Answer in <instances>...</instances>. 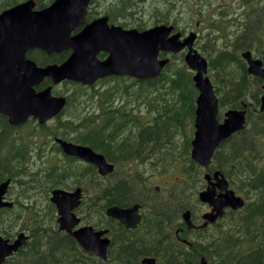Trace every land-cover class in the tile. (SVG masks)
Wrapping results in <instances>:
<instances>
[{"label": "trees", "instance_id": "16d2710c", "mask_svg": "<svg viewBox=\"0 0 264 264\" xmlns=\"http://www.w3.org/2000/svg\"><path fill=\"white\" fill-rule=\"evenodd\" d=\"M23 1L26 0H0V13ZM54 1L36 0V8L37 10L44 9ZM240 1L241 6L247 7L244 15L241 18H236L233 14H218L210 24L206 36L202 37L203 42H199L197 46L209 60V77L214 84L220 102L219 120L222 121L223 112L227 109L247 111L246 127L221 144L215 152L211 165L206 170L195 163L191 157L196 100L199 92L193 82V73L186 66L181 54L172 56L171 63L158 78L141 81L138 86H131L128 84L129 82L126 86L111 85L101 93L94 94L99 98L98 101L89 88L78 85L75 90L78 94L81 111L87 106L93 107L96 101L99 103L101 114L95 115L88 111L86 115H80L74 122L58 120L51 126H40L41 130L48 128L46 134L53 137H62L66 132L69 134L78 129L80 143L90 145L104 154L108 153L112 160L115 158L116 161L122 159L125 162L135 160L143 162L147 157L156 154L166 158L165 161H170L169 164L173 168L179 169L181 173V176L175 178L174 183L167 191V198L155 193L150 179L145 178L140 171L136 173L129 171L131 174L127 173V175L125 173L115 175L110 181V178H102L95 167L92 166L88 169L77 166L70 160L63 165L58 163L56 165L55 162L44 168L31 171V167H28L26 161L22 159L26 149L24 148L25 143L20 141L18 143L17 140L12 149H3V146L9 145L10 132L4 133L0 127V183L11 180L12 186L9 194H17L14 208L0 209V234L11 241L21 232H26L28 235L26 245L11 256L5 264H142L144 256L156 257L158 264H200L202 258H205L207 264H264V113L259 109L264 90L263 81L249 75L247 64L241 57V52L251 50L264 63V13L260 14L262 8L259 6V0ZM187 2L188 0H158L156 2L93 0L90 18L104 14L109 16L112 23L120 24L127 29L136 28L139 31H144L157 24H172L177 29L185 31L187 28H181V23L183 22L182 17L188 15L187 10L190 4ZM193 2L197 12L190 14V19L186 21L188 25L186 27L194 22L196 16L201 17L199 0H193ZM68 55L69 52H64L48 56L40 50H34L28 56L39 66H45L61 64ZM70 95L69 101L73 94ZM121 99L123 100L121 104L115 103ZM123 103H125V107H123ZM140 105H142V113L139 112ZM110 153L112 154L110 155ZM138 153L143 155L139 156ZM134 155L136 156L134 157ZM47 159L43 161V165ZM8 162L14 163V165L17 163L15 166H19V168L12 164L9 165ZM22 167L23 169H21ZM13 169L15 172L10 171ZM213 171L223 173L231 187L245 200L247 199L246 204L241 210L227 212L216 225L198 233L197 236H183L189 242L191 241V247H188L180 243L174 235V229L179 225H184L182 218L176 217H181L190 208L192 209L190 210L192 219L198 217L197 212L201 209L198 196L205 188L203 176L205 172L212 174ZM91 177L93 183L89 180ZM131 179L135 182H132ZM70 180H74L75 183L79 182L77 185L83 186L89 191L94 190L95 198L90 202L86 201L85 204L86 208L90 207L95 215L96 227L104 225L106 220H104L106 217L104 214L107 207H127L140 203L146 209L144 222L139 229L140 233L146 228L148 229L141 235L138 229L130 232L118 224H113L107 261L84 252L72 237L59 230L56 223V208L49 199L53 189L71 186ZM124 181L127 182L124 183ZM133 183L138 185L133 186ZM16 184L20 186L19 191H14ZM113 185L114 187L111 188ZM137 186H140L139 190ZM36 194L41 195L39 199L45 201L42 206L35 198ZM182 196L184 197L182 198ZM138 197H141L142 200ZM144 198L145 202H143ZM181 200L184 202L181 203ZM92 202H94L93 208L91 207ZM176 204H179L178 207ZM164 210L166 213L163 212ZM170 211L176 214H178L176 211L181 212L177 216L175 213L171 215ZM155 215L157 216L155 217ZM151 218L154 219V222L149 220ZM171 218L175 220L172 221ZM161 219L165 222L163 223ZM158 233L166 235L164 237L162 235V239ZM133 234L134 237H132ZM147 235H150V238ZM227 235L229 240L225 237ZM252 235L253 237H251ZM135 236H139V238ZM165 236H168L167 241L164 240L167 238ZM232 237L236 241H233ZM154 240H156L155 244ZM115 241L117 242L115 243ZM123 243L126 244L123 245ZM149 243L151 246H155H152L154 249Z\"/></svg>", "mask_w": 264, "mask_h": 264}, {"label": "water", "instance_id": "95a60500", "mask_svg": "<svg viewBox=\"0 0 264 264\" xmlns=\"http://www.w3.org/2000/svg\"><path fill=\"white\" fill-rule=\"evenodd\" d=\"M91 1L56 0L50 7L37 11L35 0H28L0 14V114L9 117L14 126L26 123L30 117L45 124L66 104L65 98L52 95V87L36 91L35 88L45 79H51L54 84L69 80L84 85H92L98 79L113 74L152 79L159 76L170 61L159 59L161 52L178 54L188 49L185 61L195 72L193 81L199 91L191 156L199 165L208 167L218 147L245 128L247 112L231 109L225 113L223 122L219 121V100L207 76L208 61L194 47L197 35L190 33L181 40L182 33L171 36L175 28L165 24L142 32L125 30L121 26H109L108 17L99 18L86 25L80 33L72 35L86 22ZM34 49L48 55L66 50H71L72 54L61 65L39 67L27 57L28 52ZM101 52L109 53L107 60H98ZM242 56L247 61L249 74L264 80L263 62L254 58L251 51L244 52ZM260 110L264 112V95ZM57 141L66 154L94 164L101 175L114 171V166L91 148ZM205 179L208 186L199 198L212 207V211L203 216L205 220L214 223L224 216L226 208L237 210L244 206V199L230 189V183L222 173L215 172L213 178L207 174ZM9 185L10 181L0 185V208L13 206L5 200ZM81 199V188L74 192L60 189L52 192L51 201L58 210L60 229L67 231L85 251L107 260L110 240L104 236L108 231H96L92 226L75 230L81 219L74 211L81 205ZM107 215L127 228H136L141 221L139 205L111 207ZM183 218L193 227L190 211ZM26 241L25 234L19 235L14 242L0 235V264H5ZM142 264H156V261L145 258ZM201 264H207L205 259Z\"/></svg>", "mask_w": 264, "mask_h": 264}, {"label": "flooded vegetation", "instance_id": "af4514ba", "mask_svg": "<svg viewBox=\"0 0 264 264\" xmlns=\"http://www.w3.org/2000/svg\"><path fill=\"white\" fill-rule=\"evenodd\" d=\"M259 2H260L259 6H260V8H262V10L260 11V14H263L264 13V0H259ZM90 11H91V8L88 9V18H87L86 22L81 27L77 28L73 32V34H78L79 32H81L84 29V27L88 23H90L94 19H96V18H98V17L103 15V14H98L94 18H90ZM69 52L70 53H69L68 57L71 56V54H72L71 51H69ZM107 58H108V54L107 53H100L98 55V59L100 61H104ZM140 82L141 81L139 79H137V78H133V77L125 76V75H110V76H107V77H104V78H100L95 83H93L92 85H81V84H78V83L73 82V81L64 80L61 83H59L57 85H54V87H53V95L57 96V97H64L66 99V104L63 107V109L61 110V112L59 113V115H57V117H55V118L51 119L50 121H48L47 124H45V125L46 126H50L51 124L53 125L58 120L74 122V121H76L79 118L80 115H83V116L86 115V113L88 111H90L91 113L93 112L95 115H100L101 114V111H100V108H99V103L96 102V101H95V104H94L93 107L87 106L85 109L80 111L81 110V105L79 104V99L77 98L78 94H77V92L75 90V88L78 85H81V86H83L85 88H89L91 90L92 94L94 95V94L101 93L107 87H109L111 85L115 86V87L126 86L128 84H130L131 86H138L140 84ZM52 84L53 83H52V81L50 79H45L42 82V85H41L42 87L39 86L37 88V90L40 91V90H42V89H44V88H46L48 86H51ZM58 88H61V89H58ZM70 94H73L72 98H71L72 103H71V101H69V97H71ZM95 99L97 101L99 100V98L97 96H95ZM122 101H123L122 99L119 100V102L117 100L115 103H120L121 104ZM123 105H124L123 107H125V103H123ZM70 111H71V113H70ZM0 125H1L0 127H2L4 133L10 132V137H8L9 145L7 147L3 146V149H6V148L12 149L14 147L15 142L17 140H18V143H19V141L22 142V143H25L26 146L24 148H26V149H25V154L23 155V159L26 161L28 167L35 166L38 163H42L45 159L51 158V157H54L56 165H57V163L63 165L65 162H68L70 160L73 164L75 163L77 166L87 167L88 169H89V167H92V166L96 167L94 164L88 163L87 161H85L83 159H80L78 157L69 156V155L65 154L64 151L62 150L61 146L56 142L57 139L60 138V139H62L64 141H67V142L75 144V145H84V146L90 147L95 152H97L99 154H102L109 163H111V164H113L115 166V171L114 172H116V173L113 172V173H110V174H108L106 176V178H110V181H111V178L113 176H115V175L118 176V175H120L122 173H125V174L130 173L131 171L130 172L126 171L128 168H130V170H132V171H133V169H136V171L139 170L141 173H143L145 175V178L150 179L151 185H152V179L149 176L148 171H146V169H147L146 166L147 165H152L154 168L157 166L156 161H155V159L159 158V156L157 154L154 155V156L147 157L148 159L146 158L145 160H143V162L140 161V160L126 161L125 162L124 160L119 159V162H120L119 163L118 160L117 161L115 159L111 160L112 158H110L108 156L109 155L108 153L105 152V154H104V153H102V152H100L98 150H95L90 145L80 143L79 142L78 129H77V131L71 132L69 134H67V132H66L65 134L62 135V137L61 136H59V137H55L54 136L53 137V136H51L49 134H46V132H47L46 130L48 128H45V130H41L40 126H43V125H41V123H39V121L37 119H35V118H30L25 124L14 126V125H12L10 123L9 118L7 116H5V115H2V114H0ZM30 126L33 127L32 128L33 130L31 129L32 131L28 130V128ZM21 132H24L23 136L19 135V134H21ZM39 137L43 138V142H42V143H44V152L43 153L38 152L36 150V148H35V146L37 145L36 143H32V142H36L39 139ZM49 140L53 141V142L50 143V145H48V141ZM138 154H139V156L141 155L140 153H138ZM136 155H134V157ZM89 180H90L91 183H93L92 177ZM70 182L72 183L71 186L60 187V189L71 192V191H74L75 189H77V187H79V185H77L79 182L75 183L74 180H70ZM206 186H207V184L205 185V187ZM170 187L166 188L165 190H162L161 188L153 187V185H152V188L154 189L153 191L155 193H159L160 195L164 196L165 198L168 197L167 191L170 189ZM86 192L88 193V197L85 196ZM95 196H96V194H95L94 190L89 191L85 187H83V200H82L83 202L75 210V213L78 216H80V218L82 219V221H81L82 223H81V225L78 228H80L81 226H84V225L85 226L86 225H93L97 230L103 229L105 231H108L106 237L110 240V244H111V236H112L111 232H112V229H113V223H112L113 219H114L113 220L114 222H116V221L118 222V223H114V224H118L120 226H123V228H126V230L139 229L140 226H141V223L144 222V219H145L144 216H145L146 209L140 203H136V204L139 205V214L141 216V221L143 220L142 222H140V224L138 223L136 228H134V229L133 228H127L126 226L121 224L117 219L108 216L107 215V210L110 207L105 210V216H106V218L107 217L110 218V220H108V218H107L106 222H104L106 224L96 227L95 226V222H96L95 215L92 213L90 207L86 208L87 205L85 204L86 201L90 202V200L95 198ZM16 198H17V194L13 195V193L7 194L6 197H5V199L7 201L13 202V204H14L13 208L16 205V203H15ZM49 199H50V197H49ZM134 205L135 204H133L131 206H127V207L126 206H122V207L119 206V207H121V208H131ZM200 205H201V209H199V211L197 212V214H198L197 218L193 217V219H192V212H191V220L193 222V227H190L183 220V214H184L183 213L181 215V218H182V220L184 222V225L183 226L179 225L176 229H174V235H175L176 239L180 243H183V244L187 245L188 247H191V244L186 238H183V236H188V235L189 236L190 235H196L197 236L198 233L204 232V231L208 230L211 226L216 225V224L204 225L206 221L203 219V216H204L205 213L211 211V207L208 204H205V203L203 204L201 202H200ZM93 206H94V202H92V206L91 207L93 208ZM56 214H57V210H56ZM57 218H58V215H57ZM86 218H87V220H86ZM111 218H113V219L111 220ZM107 220H108V222H107ZM110 223H112V224H110ZM90 254H93V253H90ZM156 264H158L157 258H156Z\"/></svg>", "mask_w": 264, "mask_h": 264}, {"label": "rangeland", "instance_id": "374dc122", "mask_svg": "<svg viewBox=\"0 0 264 264\" xmlns=\"http://www.w3.org/2000/svg\"><path fill=\"white\" fill-rule=\"evenodd\" d=\"M146 1H148V2H156L158 0H146ZM187 3L190 4L189 8L187 10L188 15H184L182 17L183 22L181 23L182 24L181 28H187L185 30V32H184L186 34H188L191 31H195L198 34V41L196 43V48L197 49H198V47H197L198 43L199 42H203L202 41L203 40L202 37L206 36L207 31L209 30L210 24H212L213 19L218 14H220V13L221 14H226V15H232L233 14V16H235L236 18H241L244 15L245 9L247 8V7L243 6V5L241 6V4H240L241 1L240 0H213V1L212 0H199V3L201 4L200 10L202 11L201 17L198 18L196 16L195 19L193 20L194 22L191 23V25L189 27H186V25H187L186 21H188L190 19V14H192L193 12L194 13L197 12L196 11V5L193 2V0H188ZM254 54H255V52H254ZM58 89H61V88H58ZM139 112L140 113L143 112L142 105L139 106ZM32 128L33 127L30 126L28 128V130L32 131L31 130ZM19 135L23 136L24 132H21V134H19ZM42 142H43V138H40V137H39V139L36 142H32V143H36L37 144L35 146V148H36V150L38 152H41V153L44 152V143H42ZM50 143H51V141L49 140L48 141V145H50ZM155 161H156V164H157V166H156L157 169L154 168L152 165H147L146 166L147 167L146 171H148L149 176L152 179L153 187H159L162 190H165L166 188L170 187L173 184V181L175 180L176 177H180L181 176V173H180L179 169L173 168V166L169 164V161H167V160L165 161V159L162 158V157L155 159ZM42 163H38L35 166H31L30 170L33 171V170H36L38 168H41V167L44 168V167H46L48 165L54 164L55 163V159H54V157H51V158L46 160V163L44 165ZM126 171H131L132 173H135L138 170L136 171V169H133V171H132V170H130V168H128ZM144 177H145V175H144ZM18 187L19 186L17 185L15 187L14 191H19L20 187L19 188ZM39 196H41V195L36 194L35 198L37 200H39V204H41V206H42L45 203V201H43L42 199H39ZM85 196L88 197V193L87 192H86Z\"/></svg>", "mask_w": 264, "mask_h": 264}, {"label": "bare ground", "instance_id": "6f19581e", "mask_svg": "<svg viewBox=\"0 0 264 264\" xmlns=\"http://www.w3.org/2000/svg\"><path fill=\"white\" fill-rule=\"evenodd\" d=\"M212 1H213V0H212ZM246 1H247V0H246ZM187 5H188V4H187ZM263 16H264V15H263ZM259 17H260V16H259ZM262 19H263V17H262ZM263 20H264V19H263ZM255 21H256V20H255ZM261 21H262V20H261ZM257 23H258V22H257ZM255 24H256V23H255ZM254 27H255V26H254ZM257 27H258V26H257ZM252 32H253V31H252ZM257 32H258V31H257ZM251 34H252V33H251ZM248 39H249V38H248ZM253 40H254V39H253ZM258 94H259V93H258ZM246 102H247V101H246ZM193 103H194V102H193ZM251 103H252V102H251ZM101 106H102V105H101ZM115 106H116V105H115ZM187 106H188V105H187ZM173 107H174V106H173ZM248 107H249V106H248ZM112 109H113V108H112ZM75 111H76V110H75ZM80 111H81V110H80ZM180 111H181V110H180ZM183 111H184V110H183ZM92 114H93V113H92ZM103 115H104V114H103ZM182 117H183V116H182ZM184 119H185V118H184ZM68 120H69V119H68ZM81 120H82V119H81ZM168 120L171 122L170 119H168ZM63 121H64V120H63ZM106 122H107V121H106ZM189 122H190V121H189ZM189 122H188V123H189ZM110 123H112V122L110 121ZM188 123H187V124H188ZM96 124H97V123H96ZM125 124H126V123H125ZM134 124H135V123H134ZM168 124H169V123H168ZM141 125H142V124H141ZM61 126H62V125H61ZM101 126H102V125H101ZM101 126H100V127H101ZM109 126H110V125H109ZM80 127H81V126H80ZM142 127H143V126H142ZM103 128H104V127H103ZM107 128H108V127H107ZM110 128H111V127H109L108 129H110ZM161 128H162V127H161ZM161 128H160V129H161ZM57 129H58V128H57ZM160 129H159V130H160ZM32 130H33V129H32ZM99 130H100V129H99ZM122 130H123V129H122ZM146 130H147V129H146ZM76 131H77V130H76ZM102 131H103V129H102ZM102 131H101V133H104V132H102ZM106 131H107V130H106ZM106 131H105V132H106ZM187 131H188V130H187ZM81 132H82V131H81ZM98 132H99V131H98ZM98 132H97V133H98ZM172 132H173V131H172ZM149 133H152V132L149 131ZM158 133H159V131H158ZM170 133H171V132H170ZM186 133H187V132H186ZM34 134H35V133H34ZM43 134H44V133H43ZM152 135H154V134H152ZM170 135H171V134H170ZM21 138H22V137H21ZM59 139H60V138H59ZM125 139H126V138H125ZM135 139H136V138H135ZM153 139H154V138H153ZM129 140H130V138H129ZM162 141H163V140H162ZM178 141H179V140H178ZM126 142H127V141H126ZM135 142H136V141H135ZM136 144H137V143H136ZM175 144H176V143H175ZM161 146H162V145H161ZM143 147H144V146H143ZM1 148H2V147H1ZM126 148H127V147H126ZM190 148H191V147H190ZM146 149H147V148H146ZM153 149H154V148H153ZM169 149H170V148H169ZM174 150H175V149H174ZM188 150H189V149H188ZM108 152H109V151H108ZM121 152H122V151H121ZM115 153H116V152H115ZM24 154H25V153H24ZM111 154H112V153H110V155H111ZM179 154H180V153H179ZM253 154H254V153H253ZM16 155H17V154H16ZM117 155H118V154H117ZM128 155H129V154H128ZM141 155H143V154H141ZM132 156H133V155H132ZM187 156H188V155H187ZM250 156H251V155H250ZM14 157H15V156H14ZM17 157H18V156H17ZM17 157H16V158H17ZM114 157H115V156H114ZM173 157H174V156H173ZM180 157H181V156H180ZM180 157H179V158H180ZM251 157H252V156H251ZM159 158H160V157H159ZM253 158H254V157H253ZM13 159H14V158H13ZM22 159H23V158H22ZM114 159H115V158H114ZM114 159H113V160H114ZM165 159H166V158H165ZM172 159H173V158H172ZM175 159H176V158H175ZM11 160H12V159H11ZM20 160H21V159H20ZM20 160H17V161H20ZM111 160H112V159H111ZM250 160H251V159H250ZM13 161H15V159H14ZM242 161H243V160H242ZM257 161H258V160H257ZM9 162H11V161H9ZM9 162H8V163H9ZM22 162H23V161H22ZM22 162H19V163L21 164ZM114 162H115V161H114ZM118 162H119V161H118ZM149 162H150V161H149ZM169 162H170V161H169ZM175 162H176V160H175ZM188 162H189V161H188ZM252 162H253V160H252ZM259 162H260V161H259ZM160 163H161V162H160ZM186 163H187V162H186ZM227 163H228V162H227ZM257 163H258V162H257ZM11 164L14 165V163H9V165H11ZM16 164H17V163H16ZM16 164H15V165H16ZM118 164H119V163H118ZM161 164H162V163H161ZM167 164H168V163H167ZM225 164H226V163H225ZM229 164H230V163H229ZM229 164H228V166H229ZM252 164H253V163H252ZM254 164H255V163H254ZM15 165H14V166H15ZM239 165H240V164H239ZM257 165H258V164H257ZM174 166H175V165H174ZM195 166H196V165H195ZM224 166H226V165H224ZM254 166H256V165H254ZM2 167H3V166H2ZM15 167H18V168H19V166H15ZM168 167H169V166H168ZM3 168H4V167H3ZM3 168H2V169H3ZM9 168L11 169L12 167H9ZM13 168H14V167H13ZM155 168H156V167H155ZM165 168H166V167H165ZM226 168H227V167H226ZM238 168H239V167H238ZM14 169H15V168H14ZM14 169H13V170H10V171H14ZM21 169H23V167H22ZM156 169H157V168H156ZM163 169H164V168H163ZM228 169H229V168H228ZM7 171H8V169H7ZM19 171H20V170H19ZM138 171H139V170H138ZM214 171H215V170H214ZM214 171H213V172H214ZM14 172H15V171H14ZM17 172H18V169H17ZM166 172H167V171H166ZM235 172H236V171H235ZM12 173H13V172H12ZM114 173H116V172H114ZM193 173H194V172H193ZM13 174H14V173H13ZM13 174H12V175H13ZM16 174H17V173H16ZM122 174H123V173H122ZM128 174H129V173H128ZM161 174H162V173H161ZM9 175H11V174H9ZM126 175H127V174H126ZM236 175H237V174H236ZM139 176H140V175H139ZM132 177H133V176H132ZM132 177H131V178H132ZM18 178H19V177H18ZM126 178H127V177H126ZM129 178H130V177H129ZM13 179H14V178H13ZM121 179H124V178H121ZM133 179H135V178H133ZM113 180H114V179H113ZM113 180H112V181H113ZM124 180H126V179H124ZM127 180L129 181L128 178H127ZM135 180H136V179H135ZM131 181H132V179H131ZM131 181H130V183H131ZM141 181H142V180H141ZM126 182H127V181H124V183H126ZM132 182H135V181H132ZM137 182H138V181H137ZM139 182H140V181H139ZM178 182H179V181H178ZM110 183H111V182H110ZM115 183H117V182H115ZM146 183H147V182H146ZM21 184H22V183H21ZM122 185H123V184H122ZM128 185H129V184H128ZM134 185H138V184H134V183H133V186H134ZM131 186H132V184L130 185V187H131ZM245 186H246V185H245ZM19 187H20V186H19ZM19 187H18V188H19ZM112 187H114V185L111 186V188H112ZM137 187H138V190H139V187H140V186H137ZM103 188H104V187H103ZM122 188H123V187H122ZM126 188H127V187H126ZM131 188H132V187H131ZM133 189H134V188H133ZM133 189H132V191H133ZM176 189H177V188H176ZM122 190H123V189H122ZM128 190H129V188H128ZM136 190H137V189H136ZM140 190H141V189H140ZM182 190H183V189H182ZM182 190H180V191H182ZM109 192H111V191H109ZM129 192H130V191H129ZM133 192H134V191H133ZM135 192L137 193V191H135ZM182 192H183V191H182ZM184 192H185V191H184ZM184 192H183V193H184ZM131 193H132V192H131ZM141 193L143 194V192H141ZM193 193H194V192H193ZM108 194H109V193H108ZM108 194H107V195H108ZM111 194H112V193H111ZM120 194H121V193H120ZM134 194H135V193H133V196H134ZM172 194H173V193H172ZM177 194H178V192H177ZM140 195H141V194H140ZM143 195H144V194H143ZM143 195H142V196H143ZM184 195L186 196V194H184ZM125 196H126V195H125ZM129 196H130V195H129ZM137 196H139L138 193H137ZM142 196H141V197H142ZM155 196H157V195H155ZM173 196H174V195H173ZM110 197H111V195H110ZM141 197H138V198L141 199ZM157 197H158V196H157ZM169 197H170V196H169ZM178 197H179V199H180V196H178ZM183 197H184V196H182V198H183ZM130 198H132V197H130ZM134 198H136V197L134 196ZM158 198L160 199V197H158ZM176 198H177V196H176ZM257 198H258V197H257ZM132 199H133V198H132ZM174 199H175V196H174ZM259 199H260V198H259ZM130 200H131V199H130ZM134 200H135V199H134ZM137 200H138V199H137ZM137 200H135V201H137ZM141 200H142V199H141ZM141 200H140V201H141ZM143 200H144L143 202H145L146 199L144 198ZM246 200H247V199H246ZM260 200H261V199H260ZM131 201H132V200H131ZM129 202H130V201H129ZM166 202H169V201H166ZM175 202H176V201H175ZM175 202H173V203H175ZM177 202H178V201H177ZM177 202H176V203H177ZM180 202L183 203L184 200H183V202H182V200H181ZM255 202H256V201H255ZM105 203H106V202H105ZM162 203H163V202H162ZM178 203H179V202H178ZM113 205H114V204H113ZM115 205H116V204H115ZM165 205H166V204H165ZM168 205H171V204H168ZM168 205H167V207L169 208ZM174 205H175V204H174ZM176 205H177V207H178L179 204H176ZM180 206H181V205H180ZM198 206H199V205H198ZM162 207H163V206H162ZM165 207H166V206H165ZM171 207H172V206H171ZM171 207H170V208H171ZM173 207H174V206H173ZM107 208H109V207H107ZM179 209H180V208H179ZM179 209H178V210H179ZM159 210H160V209H159ZM159 210H158V212H159ZM162 210H163V209H162ZM171 210H174V209H171ZM183 210H184V209H183ZM190 210H192V209L190 208ZM149 211H150V210H149ZM151 211H152V210H151ZM151 211H150V212H151ZM167 211H168V210H167ZM185 211H186V210H185ZM156 212H157V211H156ZM158 212H157V213H158ZM163 212H165V210H164ZM170 212H171V211H170ZM176 212H177L178 214H176L175 212H174V213L178 216L179 213H180L181 211H179V212L176 211ZM157 213H156V214H157ZM161 213H162V212H161ZM165 213H166V212H165ZM174 213L171 212V215H173ZM245 213H246V212H245ZM239 214H240V213H239ZM104 215H105V214H104ZM152 215H154V214H152ZM160 215H162V214H160ZM244 215H245V214H244ZM156 216H157V215H155V217H156ZM174 216H175V215H174ZM101 217H102V216H101ZM151 217H152V216H151ZM153 217H154V216H153ZM163 217H165V216H163ZM175 217H176V216H175ZM175 217H174V218H175ZM102 218H104V217H102ZM107 218H108V217H107ZM107 218L105 217L104 220L107 219ZM158 218H159V217H158ZM161 218H162V217H161ZM176 218H181V217L178 216V217H176ZM112 219H113V218H111V220H112ZM159 219H160V218H159ZM164 219H165V218H164ZM171 219H172V221L175 220V219H173V218H171ZM104 220L102 219V221H104ZM108 220H110V218H108ZM108 220H107V222H108ZM113 220H114V219H113ZM113 220H112V223L114 224V221H113ZM149 220H153V222H154V219H152V218L149 219ZM142 221H143V220H142ZM142 221H140V222H142ZM157 221H158V219H157ZM161 221H163V223L165 222V221L162 220V219H161ZM177 221H178V219H177ZM198 221H199V220H198ZM104 222H106V220H105ZM140 222H139V224H140ZM150 222H151V221H150ZM112 223H110V224H112ZM116 223H118V222L116 221ZM174 223H175V221H174ZM104 224H106V223H104ZM141 224H143V223H141ZM149 224L151 225V223H149ZM149 224H148V225H149ZM161 224H162V223H161ZM173 225H175V224H173ZM144 226H147V225H144ZM181 226H182V225H181ZM256 226H257V225H256ZM122 227H123V226H122ZM147 227H148V226H147ZM152 227H153V226H152ZM143 228H144V227H143ZM123 229H126V228H123ZM133 229H134V228H133ZM139 229H140V228H139ZM139 229H138V230H139ZM147 229H148V228H146V230H147ZM150 229H151V228H150ZM150 229H149V230H150ZM249 229H250V228H249ZM118 230H120V228H118ZM131 230H132V229H130V232H131ZM136 230H137V229H136ZM146 230H145V231H146ZM149 230H148V231H149ZM132 231H133V230H132ZM140 231H141V230H139V233H140ZM145 231H143V232H145ZM130 232H129V234H130ZM143 232H142V233H143ZM156 232H157V231H156ZM123 233L125 234V232H123ZM133 233H134V232H133ZM136 233H137V232H136ZM142 233H140V234L142 235ZM160 233H161V232H160ZM162 233H164V231H162ZM181 233H182V232H181ZM249 233H250V232H249ZM249 233H248V234H249ZM258 233H259V232H258ZM129 234H128V235H129ZM134 234H135V233H134ZM134 234H133L132 237H134ZM144 234H145V233H144ZM146 234H147V233H146ZM153 234H154V233H153ZM116 235H117V234H116ZM118 235H119V234H118ZM126 235H127V234H126ZM138 235H139V234H138ZM156 235H157V234H156ZM158 235H161V234L158 233ZM158 235H157V236H158ZM162 235H163V234H162ZM162 235H161V238H162ZM164 235H166V234H164ZM164 235H163V237H164ZM250 235H251V233H250ZM147 236H148V235H147ZM154 236H155V235H154ZM168 236H169V235H168ZM168 236H165V237H167V238H165L164 240L168 239ZM239 236H240V235H239ZM114 237H115V235H114ZM116 237H118V236H116ZM126 237H129V236H126ZM130 237H131V236H130ZM135 237H136V238H139V236H138V237L135 236ZM140 237H141V236H140ZM142 237H143V236H142ZM142 237H141V238H142ZM144 237H146V236H144ZM148 237L150 238V235H149ZM159 237H160V236H159ZM225 237L228 238V235L225 236ZM244 237H245V236H244ZM244 237H243V238H244ZM251 237H253V235H252ZM121 238H122V237H121ZM223 238H224V236H223ZM230 238H231V237H230ZM234 238H236V237L234 236ZM243 238H242V239H243ZM247 238H248V237H247ZM115 239H116V238H115ZM162 239H163V238H162ZM244 239H245V238H244ZM249 239H250V238H249ZM262 239H263V238H262ZM123 240H124V239H123ZM125 240H126V239H125ZM132 240H133V239H132ZM132 240H130V241H132ZM144 240H145V239H144ZM148 240H149V239H148ZM151 240H152V239H151ZM157 240H158V239H157ZM159 240H160V238H159ZM228 240H229V238H228ZM232 240H233V237H232ZM250 240H251V239H250ZM166 241H167V240H166ZM166 241H165V242H166ZM223 241H224V240H223ZM233 241H236V240L234 239ZM233 241H232V243H233ZM237 241L239 242V239H238V238H237ZM240 241H241V239H240ZM116 242H117V241H115V243H116ZM121 242H122V241H121ZM144 242H146V241H144ZM155 242H156V240H154V244H155ZM158 242L160 243V241H158ZM190 242H191V241H190ZM130 243H131V242H130ZM163 243H164V241H163ZM163 243H162V244H163ZM203 243H204V242H203ZM117 244H118V243H117ZM124 244H126V243H123V245H124ZM149 244H150V246H151V243H149ZM157 244H158V243H157ZM165 244H166V243H165ZM113 245H114V244H113ZM119 245H120V243H119ZM141 245H142V244H141ZM166 245H167V244H166ZM115 246H116V245H115ZM152 246H154V245H152ZM152 246H151V247H152ZM140 247H141V246H140ZM154 247H155V246H154ZM160 247H163V246H160ZM164 247H165V246H164ZM233 247H234V246H233ZM134 248L136 249V247H134ZM152 248H153V247H152ZM152 248H151V249H152ZM158 248H159V247H158ZM173 248H174V247H173ZM141 249H142V247H141ZM141 249H140V250H141ZM153 249H154V248H153ZM226 249H227V248H226ZM140 250H139V251H140ZM163 250H164V249H163ZM230 250H231V249H230ZM230 250H229V252H230ZM108 251H109V250H108ZM131 251H132V250H131ZM134 251H135V250H134ZM142 251H143V250H142ZM142 251H140V252H142ZM151 251H152V250H151ZM153 251H154V250H153ZM156 251H157V250H156ZM159 251H160V250H159ZM236 251H237V250H236ZM236 251H235V253H236ZM261 251H262V250H261ZM146 252H147V251H146ZM149 252H150V251H149ZM170 252H171V251H170ZM232 252H233V251H232ZM238 252H239V251H238ZM151 253H152V252H151ZM152 254H153V253H152ZM155 254H156V252H155ZM158 254H159V253H158ZM162 254H163V252H162ZM169 254H170V253H169ZM230 254H231V252H230ZM132 255H133V254H132ZM148 255H149V254H148ZM227 255H228V254H227ZM143 256H144V255H143ZM146 256H147V254H146ZM162 256H163V255H162ZM167 256H168V254H167ZM144 257H145V256H144ZM147 257H149V256H147ZM150 257H152V256H150ZM157 257H158V256H157ZM159 257H160V256H159ZM237 257H239V256H237ZM237 257H236V258H237ZM161 258H162V257H161ZM164 258H166V257L164 256ZM243 258H244V257H243ZM121 260H123V259H121ZM125 260H126V259H125ZM228 260H229V259H228ZM243 260H245V259H243ZM248 260H249V259H248ZM118 261H119V260H118ZM232 261H234V260H232ZM236 262H237V260H236ZM239 262H240V261H239ZM241 262H242V259H241ZM233 263H235V261H234ZM247 263H248V262H247ZM124 264H125V263H124ZM251 264H252V263H251Z\"/></svg>", "mask_w": 264, "mask_h": 264}]
</instances>
